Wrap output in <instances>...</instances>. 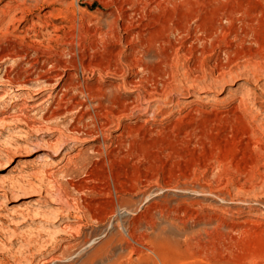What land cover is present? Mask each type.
Segmentation results:
<instances>
[{
    "label": "rangeland",
    "instance_id": "1",
    "mask_svg": "<svg viewBox=\"0 0 264 264\" xmlns=\"http://www.w3.org/2000/svg\"><path fill=\"white\" fill-rule=\"evenodd\" d=\"M157 1L43 5L63 13L36 37L30 15L0 19V54L27 52L0 59V264H264V0ZM120 5L122 43L88 36L75 60L124 59L126 37L131 64L75 70L73 21L92 34ZM34 48L63 66H35ZM18 73L20 88L6 81Z\"/></svg>",
    "mask_w": 264,
    "mask_h": 264
},
{
    "label": "bare ground",
    "instance_id": "2",
    "mask_svg": "<svg viewBox=\"0 0 264 264\" xmlns=\"http://www.w3.org/2000/svg\"><path fill=\"white\" fill-rule=\"evenodd\" d=\"M11 3H9L6 8L7 9H0V19H4V18H9L10 20H12L13 22H17L18 20V15H23V16H19L20 17V22L22 20L23 21H26V18L28 15L31 16V19L28 21L30 22V24H32V27L29 28V30L27 31H32L33 32V36H37L39 33L36 32L35 30V26L37 25L36 22L40 21L41 19H47V22L49 23L46 24L48 26H53L52 23L50 22V19H52L53 17H56V16H60L63 12L59 9H56V10H53L52 12H44L43 14H41L40 12V9L43 5H47V6H58V7H61L63 8L64 5H65V0H10ZM107 1V0H106ZM159 1V0H158ZM157 1V2H158ZM180 1V0H179ZM178 1V2H179ZM167 2V1H166ZM152 3V1H151ZM123 4V3H122ZM147 4V3H146ZM167 4V3H166ZM165 4V5H166ZM132 5V4H131ZM78 6V5H77ZM142 6V5H141ZM73 7V6H72ZM144 7V6H143ZM163 7V6H162ZM207 7V6H206ZM64 9V8H63ZM151 9V8H150ZM68 10V9H67ZM122 6H118V16L114 17L113 15H110V20L106 23H98L96 28L93 30V33L90 34V31L89 30H85L83 31L84 29L82 28V26L80 27H77L75 24H74V21H73V25L71 26V33L68 35V37H65L63 38L64 40V46L66 47V52L65 54L69 55L72 57V62H73V67L75 70H80L83 72H90L91 74H94L95 71L99 74V76H103L104 74L107 75V73H111V75H116V73L120 70V68L118 66H120L122 63L123 64H126L127 66V63L129 62V58H132L133 57V54H134V49L132 50V44H133V39H126L125 37V41L127 42V47L129 46V55L128 57H123L124 59H122V53L121 52H118L115 56L116 58L118 57V61L117 60H113L110 62V66L107 64V65H103L101 62H105L104 60L102 61H98V64H93V62L91 63V59H88V60H85L83 58V56L81 58H79V62H77L78 60L76 59L75 60V56H76V52H81V51H84L85 47L83 46V43L84 41L86 40V38L88 39V36H92L94 39L96 38L97 40V37L98 38H101L103 42L102 45L103 47H106L107 49V46H118L122 43V39L120 37H118V31L119 29L122 30V32L124 31L125 33H127L128 31H131L132 30V22L130 21L129 17L126 15V11H122ZM36 12H38V14H36ZM36 14V15H35ZM117 14V13H116ZM138 14V13H137ZM109 15V14H108ZM29 17V16H28ZM63 18H65V16L62 15ZM74 20V19H73ZM135 20V19H134ZM19 21V20H18ZM36 21V22H35ZM81 22V20H80ZM83 23V22H82ZM44 24V23H43ZM95 24V23H94ZM200 24V23H199ZM19 26V25H18ZM45 26V25H44ZM8 27V26H7ZM5 28L3 25L0 24V36L4 35V34H8L7 31H8V28ZM21 27V26H20ZM39 26H37L38 28ZM27 28V27H26ZM40 28V27H39ZM64 27H62L63 29ZM61 29V30H62ZM42 30V29H41ZM47 30V29H46ZM45 30V31H46ZM54 30V29H53ZM55 30H59V29H56ZM182 30V29H181ZM69 31V30H68ZM26 32V31H25ZM41 32V31H40ZM43 32V31H42ZM69 33V32H68ZM9 35V34H8ZM7 35V36H8ZM129 35V33H128ZM11 36V35H9ZM23 36V35H22ZM32 36V35H31ZM44 36V35H43ZM56 36V35H54ZM3 37V36H2ZM24 37V36H23ZM53 37V36H52ZM26 38V37H25ZM59 38V37H57ZM123 38V37H122ZM15 39V38H13ZM17 39V38H16ZM24 39V38H23ZM33 39V38H32ZM50 39V38H49ZM56 39V38H55ZM136 41V40H135ZM33 42V41H31ZM30 42V43H31ZM39 42V41H38ZM42 42V41H41ZM96 42V41H95ZM37 43V41H36ZM35 43V44H36ZM34 44V43H33ZM39 44V43H38ZM42 44V43H41ZM62 45V44H61ZM138 46V45H137ZM44 47V46H43ZM71 48V49H69ZM95 48V46H94ZM93 48V49H94ZM50 48L48 47V50ZM97 48H95L96 50ZM105 49V48H104ZM103 49V50H104ZM47 50V49H46ZM51 50V49H50ZM94 50V51H95ZM109 50V49H108ZM107 50V52H108ZM14 51V50H13ZM88 51V50H87ZM86 51V52H87ZM33 52H34V55H35V59H33L35 61V66L36 64H38V61L39 59L43 58V63L44 64H51L50 66H52V68H56V67H61L63 66V62H62V55L57 53V52H54L53 54H49V53H45V52H40L39 49L37 48H34L33 49ZM101 52V51H100ZM26 50H22V51H15V52H6L4 51L3 53L0 54V59H8V58H17L19 60H25L26 59ZM106 53V51L104 52ZM103 53V54H104ZM109 53V52H108ZM107 53V54H108ZM102 54V53H101ZM100 54V55H101ZM110 54V53H109ZM111 55V54H110ZM79 56V54H78ZM112 56V55H111ZM114 56V55H113ZM54 57V58H53ZM100 57V56H99ZM106 57V55H105ZM103 58V56H102ZM101 59V58H100ZM106 59V58H104ZM114 59V58H113ZM109 60V59H107ZM100 62V63H99ZM130 63V62H129ZM131 64V63H130ZM44 66V65H43ZM129 66V65H128ZM127 66V67H128ZM131 66V65H130ZM122 67V65H121ZM119 68V70H118ZM130 68V67H129ZM33 72V71H32ZM120 73V72H119ZM21 74L18 73L17 75H15V77L13 78H9L7 77V80L6 81H9L12 85H19L23 86V84H26L27 82H30L28 81L25 77H21L20 76ZM28 75V74H27ZM41 75V74H40ZM29 76V75H28ZM105 76V75H104ZM35 79V78H34ZM41 79H43V75L41 76H38L36 78V81H40ZM32 81V80H31ZM71 85V84H70ZM70 87V86H69ZM14 88V87H13ZM17 88V87H16ZM20 88V87H19ZM66 88V87H65ZM117 88V87H116ZM22 89V88H21ZM116 90V89H115ZM120 90V89H119ZM24 91V89H23ZM18 92V91H16ZM79 92L81 95L85 96L86 99L88 101H98V109L99 108H103V104L107 103L109 105H111V101L112 99H114V93L113 91H107L106 93H103L100 89L96 90V89H92V88H87L86 86L82 85L80 86L79 88ZM116 93V92H115ZM37 95V94H34V96ZM159 95V94H158ZM139 98V97H138ZM71 102V101H70ZM64 103V102H63ZM92 104V103H91ZM106 105V104H105ZM107 105V106H109ZM103 106V107H102ZM113 106V105H111ZM116 106V104L114 105ZM124 106V105H123ZM146 107V106H145ZM95 108V107H94ZM107 108V107H105ZM116 108V107H115ZM116 110V109H115ZM124 110V109H123ZM105 111V110H104ZM108 111V110H107ZM117 112V111H116ZM98 113V112H97ZM113 112H105V116L106 115H111L113 117ZM122 114V113H121ZM99 115V114H98ZM97 114L94 113V115L92 116V119L95 120V126L97 127V132L98 134H102V127L103 125L100 124V121L97 119L98 117ZM116 117V116H115ZM106 124H109V118H106ZM94 128V127H93ZM94 130V129H93ZM88 244V243H87ZM52 263V262H51Z\"/></svg>",
    "mask_w": 264,
    "mask_h": 264
}]
</instances>
